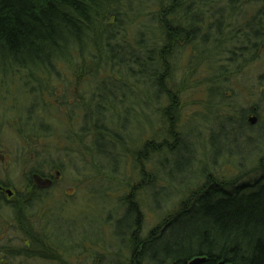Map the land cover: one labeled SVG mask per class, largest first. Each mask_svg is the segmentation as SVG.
<instances>
[{
    "label": "trees",
    "instance_id": "trees-1",
    "mask_svg": "<svg viewBox=\"0 0 264 264\" xmlns=\"http://www.w3.org/2000/svg\"><path fill=\"white\" fill-rule=\"evenodd\" d=\"M259 66L254 94L262 99L264 0H0V109L7 107L13 118L8 132L32 156L37 152L30 145L42 134L76 137L77 145L87 141L80 159L87 169L83 181L67 179V164L40 163L37 157L36 169L25 176L33 196L20 195L21 207L12 205V219L0 216V264H52L69 245L64 235L77 234L78 229L62 227L58 198L48 197L53 190L31 186L33 172L59 171L70 186L84 182L97 195L103 191L111 211L118 213L112 227L121 234L136 223L139 205L132 192L118 198L104 190L103 182L124 155L133 151L130 159L150 166L152 177L143 186L149 196L152 185L162 187L160 178L154 179L156 172L167 167L173 176L184 173L201 152L212 167L226 158L242 168L241 160L264 149V107L240 103L254 77L247 70ZM193 89L202 96L195 104V122L185 127L177 122L185 107L182 96ZM15 92L21 93L20 102ZM52 116L60 120L54 126L58 129L40 130ZM250 116L256 119L253 125ZM191 128L197 135L187 132ZM155 130L159 141L136 147L134 140L147 132L153 136ZM160 154L169 161H156ZM200 162L205 163L202 157ZM259 170L257 179L245 183L240 178L229 184L210 181L206 175L186 205L181 203L163 226L151 231L145 248L135 251V264L196 257L210 264H264V158ZM82 188L75 201L62 192L56 195L80 210ZM85 202L96 203L99 210V201L85 199L81 205ZM82 218L66 219L79 227ZM1 226L13 229L14 238L2 233ZM131 259L129 252L122 263Z\"/></svg>",
    "mask_w": 264,
    "mask_h": 264
},
{
    "label": "rangeland",
    "instance_id": "rangeland-1",
    "mask_svg": "<svg viewBox=\"0 0 264 264\" xmlns=\"http://www.w3.org/2000/svg\"><path fill=\"white\" fill-rule=\"evenodd\" d=\"M261 70V66L255 67L251 70H247L250 76L254 77L251 80V83L247 84L245 89L242 90L240 103L243 104L244 107H253L257 103L261 106V108L264 107V97L261 99L258 95L254 94L259 90V87L257 86V75L261 72ZM197 79L200 80L201 78ZM260 87L262 88V85H260ZM60 94L61 92H57L58 96H60ZM13 96L16 101H19L21 99L20 92L13 93ZM201 96L202 93L197 91L196 89H193V91H188L185 95L183 94L182 97L184 99L183 103H185V107L181 109L180 120H178L177 122L186 123L185 127L193 125L195 119H193L192 117L197 114V106L195 104ZM6 110L7 107L5 110L0 109V181H2V183L8 184L12 189H22L26 180L25 176L27 175V172L36 169L35 165L37 164V157H39L38 162L40 163H43V161L47 159V161L49 160L50 162L56 161L65 165L67 164V179L72 181L74 178L78 181H83L84 175L81 174H85V171L87 169L85 168L83 160L80 159L83 158V150L87 145V141H85V145L83 142L77 145L75 142L76 137L58 139L55 136L47 137V135L42 134L40 135V138L34 139L33 143L30 145V148L36 150L37 152V155L32 156L27 151L25 152V148L22 147V144L20 143L18 137H16L13 133L8 132L11 130L8 125L9 123H11L13 118L7 114ZM58 120L55 118V116L49 118L47 122L43 120V124L40 127V130L46 132L50 129V127H52L54 130L58 129V127H54L58 125ZM260 122L262 125H264V109L262 111V115L260 116ZM206 127L207 129H209L210 124H206ZM158 131L161 135L164 133L163 128L158 129ZM187 132L191 136H194V134H196L192 128ZM151 134L152 132H150L149 134L148 132L146 134L144 133L140 135V139L137 140H134V136L133 138L131 136L130 142L134 140L135 145L138 148L148 140H152V142L159 141V137L155 138L156 130L154 131L153 136H151ZM77 151H79L80 154H78V156H74L73 153H76ZM133 154L134 152L132 151L130 154L124 155L122 157L123 160L118 164V167L115 168V171L112 172V175L109 176V178L106 176L104 177L105 180L103 182V185L105 186L104 190H111L116 192L114 196H117L118 198L129 192L133 193V199L135 200L136 207L137 205H139L138 207L140 212V214L137 215L138 217L136 216V218H140L142 220V232L144 233L152 231L156 227L163 226L164 220L166 218L174 215L177 211L180 210L181 203L183 204L182 206L186 205L185 200L189 196L190 192L198 190L204 183L205 176L208 174H210V181L218 180L227 184H229L233 179L237 178H240V183H245L257 179L261 173L259 170V161L264 158V149L261 152L259 151L256 156L254 155L255 157L253 158H250L248 156L246 160H241L240 162H242V168L239 166L237 160H229L226 158L222 159V161H219L218 164H215L212 167L210 165V162H207V158L203 157V154L201 152L199 156H196V165L188 166L189 170H186L184 173L173 176V174L167 167L164 168L162 172H156V178L154 179H157L159 177L162 187L158 188L156 185H152V196H149L148 192H146L147 194L144 195L145 192L143 191V186H146V182H148L147 178L152 175L150 166L145 165V162H140L137 158H135L134 160L130 159L133 157ZM201 157L203 158L205 163L200 162ZM59 158H61L62 161ZM165 158L168 161L170 159L168 156L160 154L159 158H156V161L159 162ZM117 160L120 161L118 157ZM72 168H75L74 170H77L76 172L74 171L75 173L73 174L71 172ZM45 169L46 168H43L42 171H44ZM77 173L79 175H77ZM51 174L54 175L55 171H52ZM76 180L75 183L77 182ZM94 180L97 179L94 178ZM83 183L80 184V187H83L81 194L83 196V201H81V198L77 200V204L81 206L80 210L77 209L76 205L67 206L68 203L56 195L58 192H62L64 196H69V199H67L69 202L75 201L76 199H74V197L76 195V191L78 190V188H80L70 186V183H68L65 178H61V174L60 180L57 182V185H59V187L53 191H49H52V193H49L48 197L52 198L54 196L55 199L58 198L55 205L59 206L62 209L61 213L63 214V217L61 218L60 223L62 227L66 228L67 230L68 228H71V231L74 228L78 229L75 242H71L72 244L74 243L76 244V246H78V243L76 242H78L79 233L82 232L84 233L83 238L85 243L96 240L100 241V243L105 246L107 245L106 247H104L106 254L105 256L103 255L102 261L107 260V264H122V260L127 256V251L114 244L113 246H111V243H114L116 241L112 236V227L110 225H113L114 222L118 220V213L111 211L112 205L109 203L110 201L105 200V198L102 196L103 191L101 192V195L100 191H98V197L96 190H93L92 184H90L91 186L89 188H86V184ZM148 185L149 183H147V186ZM111 191H107L106 195H109L111 193V196H113ZM164 198L165 202H163ZM85 199H92L94 203L95 201H99V210L96 207V203H91V205L94 204L93 207L87 206L86 202V205H81V203H84ZM105 202H108V204L105 205ZM0 210L1 217L12 219V214L9 209L3 208ZM72 211L75 214L71 217L70 215L72 214ZM84 216L85 218H82ZM75 217H77L78 220H80L81 218L83 219L79 227L76 226V221L72 222L68 220ZM9 219L7 220L9 221ZM12 231L13 229L9 228L7 230L6 227H3L2 233L9 232L8 235L14 238V235L12 234H15V232ZM99 235H101V237H99ZM76 249H74L71 253L73 254ZM89 253L90 252H88V254ZM70 259L71 254L67 257V262L65 264L71 263L69 262ZM76 259L77 258H74V260ZM37 264L51 263L37 262ZM59 264L64 263L61 262Z\"/></svg>",
    "mask_w": 264,
    "mask_h": 264
},
{
    "label": "flooded vegetation",
    "instance_id": "flooded-vegetation-1",
    "mask_svg": "<svg viewBox=\"0 0 264 264\" xmlns=\"http://www.w3.org/2000/svg\"><path fill=\"white\" fill-rule=\"evenodd\" d=\"M60 172L55 171V174L52 175L49 173L48 175H39L35 172L31 173L30 175V184L31 186H34L37 190L47 191V190H55L59 187L57 185V182L60 180ZM34 177H38L42 180H49L50 186L46 189H40L37 187V185L34 182ZM29 182L25 180L24 186L22 189L19 188V190H16L15 188L12 189L10 186L6 183H2L0 181V209L6 208L11 210L12 205L17 204L19 208L21 207V194L22 193H30V196H33L28 188H26L27 184ZM26 189V190H25ZM1 211V210H0ZM112 227V225H110ZM136 226V227H135ZM142 220L140 218H137L136 223L132 224V228L129 229L128 233H118L119 231L112 227V236L115 239L116 242L111 243V246L116 245L120 247L121 249H125L127 251V256L130 255L132 259L130 260L129 264H135V251H140L142 248H145V245L150 242L151 234L152 232H142ZM136 230V231H135ZM162 231V230H161ZM73 236V237H72ZM79 239H78V246L76 244H72L71 242L75 241L76 234H66L64 235V238L68 241L69 245L64 246L62 248L63 250L60 251V254L58 257L52 259V264H59L63 262L64 264L67 262V257L71 254V259L69 264H107V260L102 261L103 255L105 256L104 247L100 241H90L88 243L84 242V233H79ZM59 239L63 240V237L61 235H58ZM101 237V235H99ZM65 245V244H63ZM62 245V246H63ZM78 247V248H77ZM77 248V249H76ZM74 249H76L73 254L71 253ZM46 252H49V250H44ZM88 252H90L88 254ZM55 255V254H54ZM126 256V257H127ZM74 258H77L74 260ZM204 259L202 262L200 261L198 264H210V261L207 260L205 257H196ZM192 260L186 259L184 261H178V262H172L170 264H189V262ZM123 264V263H122ZM141 264H145V260L142 261Z\"/></svg>",
    "mask_w": 264,
    "mask_h": 264
},
{
    "label": "water",
    "instance_id": "water-1",
    "mask_svg": "<svg viewBox=\"0 0 264 264\" xmlns=\"http://www.w3.org/2000/svg\"><path fill=\"white\" fill-rule=\"evenodd\" d=\"M250 123L253 125L255 123V118H250ZM34 182L40 189H46L50 186L49 180H42L38 177H34ZM204 259L201 260V258H194L192 259L189 264H198L200 261L202 262Z\"/></svg>",
    "mask_w": 264,
    "mask_h": 264
},
{
    "label": "bare ground",
    "instance_id": "bare-ground-1",
    "mask_svg": "<svg viewBox=\"0 0 264 264\" xmlns=\"http://www.w3.org/2000/svg\"><path fill=\"white\" fill-rule=\"evenodd\" d=\"M251 117V116H250Z\"/></svg>",
    "mask_w": 264,
    "mask_h": 264
}]
</instances>
